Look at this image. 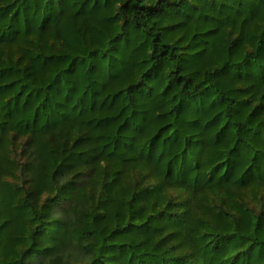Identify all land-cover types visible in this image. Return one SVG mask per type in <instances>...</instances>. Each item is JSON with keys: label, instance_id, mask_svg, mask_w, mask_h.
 <instances>
[{"label": "trees", "instance_id": "16d2710c", "mask_svg": "<svg viewBox=\"0 0 264 264\" xmlns=\"http://www.w3.org/2000/svg\"><path fill=\"white\" fill-rule=\"evenodd\" d=\"M0 264H264V0H0Z\"/></svg>", "mask_w": 264, "mask_h": 264}]
</instances>
